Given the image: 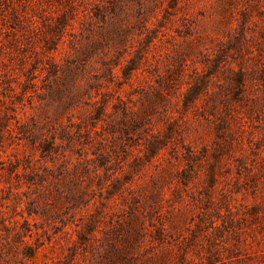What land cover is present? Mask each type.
<instances>
[{
	"label": "trees",
	"instance_id": "trees-1",
	"mask_svg": "<svg viewBox=\"0 0 264 264\" xmlns=\"http://www.w3.org/2000/svg\"><path fill=\"white\" fill-rule=\"evenodd\" d=\"M54 1L55 13L14 12L6 19L13 29L15 48L22 49L25 42L38 48L32 47L34 55L20 57L24 75L20 99L25 97L34 111H22L18 116L14 105L0 98L6 103L0 127L40 150L43 161L32 162L28 157L23 163L14 154L4 164L0 158V175L5 173L7 182L22 177L19 183L28 189L23 201L15 193L0 197V264H188L184 255L163 245V220H158V225L152 221L161 206L164 184L174 180L186 185L196 171L194 152L183 142L178 119L188 109L204 116L202 108L217 118L215 130L220 133L226 119L222 110L216 117L214 100L223 103L226 114L227 100L222 92L229 89L234 98L239 96L245 71L222 65L224 48L212 54L199 51L198 58L195 47L199 36L174 48L161 70L156 63L144 61V54L156 44L158 29H131V9L125 1ZM136 12L142 15L140 9ZM62 41H67L66 47L57 61L53 51ZM132 41L135 44L127 58L125 52ZM138 72L136 100L123 99L119 89L123 84L132 86ZM218 72L224 74L225 81L219 83L218 90L210 91ZM41 73L42 83L38 84ZM4 83L2 89H15L8 81ZM41 88L43 103L35 105L33 97ZM0 94L5 95L1 90ZM49 106L64 146L56 142L54 133L49 135ZM63 115L68 124L60 121ZM75 115L79 121L72 119ZM6 119H13L14 126L6 128ZM59 146L62 152H58ZM152 161L157 171L150 189L135 194L129 184L133 175ZM181 161L186 165L178 168ZM212 173L209 168L210 182ZM49 195L52 207L57 209L56 200H60L63 208L60 224L51 232ZM177 196L172 195L176 201ZM114 197L119 199L117 205L125 202L121 210H126V217L114 218L105 211Z\"/></svg>",
	"mask_w": 264,
	"mask_h": 264
},
{
	"label": "rangeland",
	"instance_id": "rangeland-1",
	"mask_svg": "<svg viewBox=\"0 0 264 264\" xmlns=\"http://www.w3.org/2000/svg\"><path fill=\"white\" fill-rule=\"evenodd\" d=\"M123 1L131 9V29H158L154 38L156 44L144 54L145 62L156 63L163 70L174 48L183 46L185 39L199 36L200 42L195 47L198 58H201L199 51L212 54L218 48H224L222 65L234 70L243 69L246 73L244 89L239 96L234 98L229 89L222 92L227 100L226 114L223 113V103L217 98L214 100L216 117L222 110L226 119L220 133L215 130L217 118L202 108L199 110L204 112V116L188 109L182 114V119H178L183 142L194 152L196 171L186 185L173 180L163 186L159 212L152 216V221L157 225L158 220H163L165 225L163 245L184 255L188 264H264V0ZM55 3L54 0H49V3L0 0V39L6 43L3 45L0 42V90L5 93L4 96L0 94V98L14 105L18 116L23 115L22 111L26 114L34 111L25 97L20 99L24 80L20 71V57L22 54L34 55L32 47L35 49L38 46L25 42L22 49L15 48L14 36L10 31L13 29L9 28L6 19L14 12L37 15L55 13ZM138 9L142 15L136 12ZM137 18L141 22L137 23ZM72 23L76 24L75 21ZM72 30L78 32L77 29ZM66 42H60L58 49L53 51L57 61H61L62 47H66ZM134 44L132 41L125 52L127 58L131 56L129 51ZM197 65L200 67L202 63L197 62ZM116 70L119 72L118 68ZM138 74L139 77L132 78V86L123 84L119 89L118 93L123 99L136 100L134 87L141 78ZM42 76L43 73L37 80L38 84L42 83ZM6 81L15 88L13 91L2 89ZM224 81V74L218 72L210 84V91L218 90L219 83ZM43 90L38 89L39 94L34 95L35 105L43 103L40 98ZM5 105L0 101V121L3 120ZM173 114L177 115V112L173 111ZM51 115L52 108L49 106V135L54 133L56 142L64 146L59 138L60 130ZM72 119L79 121L77 115ZM60 121L63 125L69 123L65 115ZM6 123V128L14 126L13 119H6ZM157 125L160 127L162 123ZM58 149V152L63 151L62 146ZM129 149H133V146ZM116 152L120 159L122 155L118 148ZM14 154L20 156L23 163L28 161V157L32 158V162L43 161L40 150L24 139L10 136L5 127H0L1 160L7 164L6 160L13 158ZM46 163L52 166L50 161ZM155 163H146L140 173L133 175L129 184L135 194L150 189L152 177L157 171ZM185 165V161H181L178 168ZM123 167L127 168L125 164ZM209 168H212L214 176L211 182L208 179ZM18 170L22 171L21 165ZM5 176V173L0 175V197L8 194L12 197L11 193H15L22 201L25 200L28 189L19 183L23 181L22 177L20 180L12 177L7 182ZM173 193L178 195L177 201L172 197ZM56 201L57 209L51 206L52 197L49 195V232L60 224L59 217H63L60 200ZM118 201L117 197L111 199L105 211L114 218L126 217V210H121L126 204L117 205ZM21 206L24 207V202ZM34 220L42 222L38 217ZM72 237H76L74 232Z\"/></svg>",
	"mask_w": 264,
	"mask_h": 264
}]
</instances>
